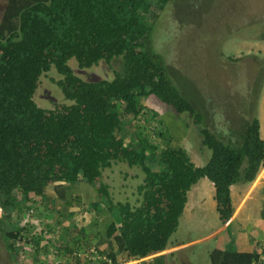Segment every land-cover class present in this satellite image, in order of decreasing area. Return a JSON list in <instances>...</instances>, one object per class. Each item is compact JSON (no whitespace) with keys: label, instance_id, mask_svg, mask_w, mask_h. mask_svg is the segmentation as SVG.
<instances>
[{"label":"trees","instance_id":"obj_1","mask_svg":"<svg viewBox=\"0 0 264 264\" xmlns=\"http://www.w3.org/2000/svg\"><path fill=\"white\" fill-rule=\"evenodd\" d=\"M169 1H6L0 18V207L6 204L0 226L9 227L5 240L12 256L18 255L16 243L25 239L22 235L28 228L11 226L7 213L22 206L19 196L24 187L33 184L35 173L70 182L99 177L114 161L141 166L145 177L137 191L142 200L135 206L117 205L125 221L121 236L129 256L136 259L166 250L178 229L188 191L203 178L215 186L222 222L232 218L231 187L252 183L264 164L256 112L264 87V57L251 56L244 63L251 72L254 113L233 107L239 94L227 86L223 89L227 110L216 112L225 122L218 120L221 126L212 132L196 106L174 85L166 59L153 48L154 25ZM203 1L217 0L196 3ZM255 5L264 8V0H256ZM230 10L238 23L251 18L242 19L240 10ZM254 17L258 22L263 15ZM260 40H264V31ZM116 58L122 59L123 66L112 80L85 81L69 65L76 59L79 68L90 69ZM53 68L63 77L57 85L70 104L45 109L34 96L42 75ZM151 96L178 116L195 119L202 144L212 152L203 167H197L183 148L158 152L146 136L139 138L136 149L126 146L120 136L123 117L143 116L142 100ZM103 191L109 196L106 186ZM109 257L116 263L114 255ZM209 258L211 264L259 261L256 254L229 247L212 251Z\"/></svg>","mask_w":264,"mask_h":264},{"label":"crops","instance_id":"obj_2","mask_svg":"<svg viewBox=\"0 0 264 264\" xmlns=\"http://www.w3.org/2000/svg\"><path fill=\"white\" fill-rule=\"evenodd\" d=\"M263 46L264 40L245 39L238 44L242 53L258 49L264 54ZM146 100H142L144 112L160 120L163 117L160 102L154 96ZM258 118L264 141V87ZM167 120L173 121L169 117ZM155 133L144 135L159 146L165 134ZM136 135L120 134L127 141L125 144L133 141L128 147L134 149L139 144V134ZM169 136L176 143L175 148H181L177 140L183 142L188 138V134ZM185 146L183 149L188 152L192 162L197 167H203L207 160L204 150L198 152L188 143ZM135 167L114 161L100 172L99 177H80L70 182L35 173L33 184L24 187L19 196L22 206L7 213L12 226V217H18L22 208L26 209L23 221L13 222L17 227L28 228L22 235L25 239L16 243L18 255L12 256V248L5 240V230L9 227L0 226V264H193L186 251L210 242L214 247H211L209 255L214 250L229 247L239 253L256 254L259 256L256 264H264V164L252 183L231 187L234 211L226 223L222 222L217 211L214 184L207 178L201 179L188 191V201L179 219L178 229L170 237L166 250L137 259L129 256L126 250V242L121 236L125 221L117 207L124 203L135 206L142 200L134 190L137 187L130 184L139 180L138 172L131 173V177L127 172L124 175L126 169L129 168L130 172L136 170ZM141 179L138 185L144 177ZM103 186L108 188L109 196L104 193ZM208 216L218 220L215 230L194 239L183 238L180 231L183 219L189 227ZM111 255L115 256L116 263L109 257Z\"/></svg>","mask_w":264,"mask_h":264},{"label":"rangeland","instance_id":"obj_3","mask_svg":"<svg viewBox=\"0 0 264 264\" xmlns=\"http://www.w3.org/2000/svg\"><path fill=\"white\" fill-rule=\"evenodd\" d=\"M6 1L0 0V18ZM192 1H195L197 7L191 3ZM255 1L217 0L213 3L203 1L197 4L196 0H170L165 9L160 12L159 19L154 25L152 34L154 50L166 59L174 85L186 99L196 106L197 110L204 116V125L212 132H217L220 128L221 124L219 125L218 120L224 121L223 117L216 112L220 109L221 111L227 110V107L223 106V102H226L223 89L227 86L236 88L239 94L233 93L236 95L232 102L233 107H245L247 111L253 113L255 111L254 95L252 90L249 91L252 88L249 80L251 72L246 70L244 63H249L251 56L257 55L262 58L264 54L258 49L252 50L250 53H242L241 47H238V44L245 39L261 41L260 36L264 31V8L256 6ZM214 4L217 7L214 8ZM230 8L236 11L240 10L242 19L251 17L250 20L245 23L236 22L238 18ZM260 14L263 15L262 19L254 22V16L257 17ZM242 19L240 18V20ZM69 65L74 73L83 80L99 81L112 80L117 72L122 71L123 61L121 58H116L110 63L102 61L90 69H81L76 59H71ZM62 78L55 68L42 75L34 96L39 107L53 109L58 104H70L64 99L63 93L57 85V82ZM154 98L160 102L159 107L163 112V117H160L159 120L146 112L137 119L125 115L123 117V130L120 134H130L135 137L138 136L136 134H139L138 140L145 136L144 134H154V132H156L155 134H165L161 145L160 142L159 146L157 145L158 152L164 148H175L176 143L172 141L170 134L173 136L188 134V138L183 142L177 140V143H180L178 147L185 148L188 143L198 152L204 150L205 159L208 162L212 152L202 144L200 126L197 125L195 119H190L187 114L178 116L168 105L162 103L157 97L154 96ZM228 104H230L229 99ZM236 104L238 105L236 106ZM257 111L259 115V106ZM230 112L233 111L230 110ZM239 112L241 113V111ZM168 117L173 121L169 122ZM125 142L127 143L126 140ZM132 142L126 145H132ZM128 169L124 171V175L127 172L129 177H131V173L138 172L139 180L130 183L138 188L143 182L138 185V181L145 177L144 171L141 166L135 167L137 171L129 172ZM137 188L134 190L138 193ZM0 208L3 210L0 213L1 223L3 220L1 214L5 212V208L2 206ZM25 211L26 209L22 208L18 217L17 215L12 217V223L23 221ZM217 227L218 220L208 216L201 218L199 222H193L189 227L183 219L180 231L183 238L189 240L212 232ZM211 247H214L213 242L200 244L186 251V254L190 256L193 264H211L208 256Z\"/></svg>","mask_w":264,"mask_h":264},{"label":"built area","instance_id":"obj_4","mask_svg":"<svg viewBox=\"0 0 264 264\" xmlns=\"http://www.w3.org/2000/svg\"><path fill=\"white\" fill-rule=\"evenodd\" d=\"M260 195V194H259ZM254 197H256L255 195H254ZM231 198H232V196H231ZM232 206H233V203H232ZM233 211H234V207H233Z\"/></svg>","mask_w":264,"mask_h":264}]
</instances>
